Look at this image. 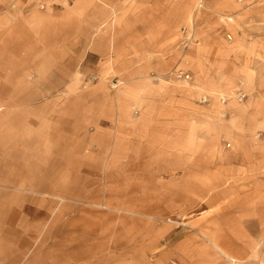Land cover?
Segmentation results:
<instances>
[{
    "label": "crops",
    "instance_id": "0c3cea01",
    "mask_svg": "<svg viewBox=\"0 0 264 264\" xmlns=\"http://www.w3.org/2000/svg\"><path fill=\"white\" fill-rule=\"evenodd\" d=\"M46 1L0 0V264H264V188L186 144L184 96L217 91L150 78L199 77L183 27L238 43L235 0ZM254 87L240 130L264 127Z\"/></svg>",
    "mask_w": 264,
    "mask_h": 264
},
{
    "label": "rangeland",
    "instance_id": "374dc122",
    "mask_svg": "<svg viewBox=\"0 0 264 264\" xmlns=\"http://www.w3.org/2000/svg\"><path fill=\"white\" fill-rule=\"evenodd\" d=\"M235 2L240 9L238 24L241 27L237 32L238 43H234L233 35L221 29L220 25L224 20L207 17L209 21H212L211 28L204 32L208 34L207 38L193 37L195 44L188 45L186 40L189 31L183 27L187 32L183 34L182 29V39L177 46L184 52L193 49L199 54L194 63V69L199 73V77L185 69H179L165 75H152L150 78L154 83L203 88L210 86L217 91L211 94L199 92V94L184 96L188 119L194 121L184 126V136L195 135L199 140L186 144L190 147L191 145L199 146L201 155L205 159L201 158V161L205 163L209 161L221 168L224 171L222 175L226 177L224 181L227 179L237 186L242 183L244 187L248 184L249 192L252 187L264 188V127L254 131H251L253 129L249 127L240 130L239 125L235 126L231 114L237 113L235 111L239 108L246 115L250 114L254 108V102L257 101L255 99L259 97L256 92H253L254 86L264 85V0H235ZM203 8L204 0L203 7L197 6V9L203 10ZM180 70L189 74L190 78H177L176 73ZM96 78L92 82H88L87 79L86 85L91 86L99 82V78ZM113 84L118 86L116 80L109 81L110 87ZM191 114L194 116L192 117ZM224 167H230L231 170ZM187 210L185 215L189 212ZM201 214L200 212L189 216L196 217ZM156 221L158 224L165 223L160 219ZM184 222L174 224H178L185 230L191 229L190 222L187 223V220ZM206 222L205 220L204 224L207 225ZM169 264L176 263L170 261Z\"/></svg>",
    "mask_w": 264,
    "mask_h": 264
},
{
    "label": "built area",
    "instance_id": "2783aa9c",
    "mask_svg": "<svg viewBox=\"0 0 264 264\" xmlns=\"http://www.w3.org/2000/svg\"><path fill=\"white\" fill-rule=\"evenodd\" d=\"M55 1H57V0H50L48 2L47 1L46 2H42V3L39 4V9L42 10V11L46 10L47 8H52L53 9V8L57 7ZM62 1H65L68 4L73 2V0H62ZM198 7L199 8L203 7V0H199ZM186 32H187L186 29H183V34H186ZM186 41H187L188 45L191 44V43L192 44L194 43L193 42V36H192L191 33H188V37H187ZM176 77L177 78L189 79L190 75L184 73L183 71H179L178 73H176ZM96 79H97L96 77L92 76V77H90V79H88V82L95 81ZM116 86H117V84H113L111 87L113 89H115Z\"/></svg>",
    "mask_w": 264,
    "mask_h": 264
},
{
    "label": "bare ground",
    "instance_id": "6f19581e",
    "mask_svg": "<svg viewBox=\"0 0 264 264\" xmlns=\"http://www.w3.org/2000/svg\"><path fill=\"white\" fill-rule=\"evenodd\" d=\"M181 71V70H180ZM183 71V70H182ZM226 257V256H225ZM236 260V259H235ZM234 262V261H233ZM230 263H231V260H230Z\"/></svg>",
    "mask_w": 264,
    "mask_h": 264
}]
</instances>
